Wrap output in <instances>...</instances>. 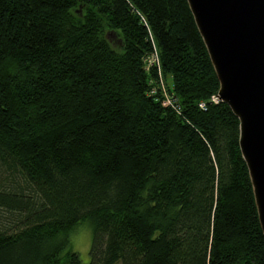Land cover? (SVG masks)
Returning <instances> with one entry per match:
<instances>
[{
  "label": "trees",
  "instance_id": "1",
  "mask_svg": "<svg viewBox=\"0 0 264 264\" xmlns=\"http://www.w3.org/2000/svg\"><path fill=\"white\" fill-rule=\"evenodd\" d=\"M219 89L188 0H0V264H264Z\"/></svg>",
  "mask_w": 264,
  "mask_h": 264
},
{
  "label": "water",
  "instance_id": "2",
  "mask_svg": "<svg viewBox=\"0 0 264 264\" xmlns=\"http://www.w3.org/2000/svg\"><path fill=\"white\" fill-rule=\"evenodd\" d=\"M220 81L240 119V146L264 231V0H188Z\"/></svg>",
  "mask_w": 264,
  "mask_h": 264
},
{
  "label": "built area",
  "instance_id": "3",
  "mask_svg": "<svg viewBox=\"0 0 264 264\" xmlns=\"http://www.w3.org/2000/svg\"><path fill=\"white\" fill-rule=\"evenodd\" d=\"M144 60L147 62V66H146L147 71H150L153 66L157 67V76H155L151 80V82L154 83L151 88V94L155 95L159 92L161 94L160 100L164 105L170 106L177 113H181L182 108L179 97L173 92L174 84L169 83L162 72L161 60L157 48L155 47L153 52L147 57H145ZM211 100L213 102H218L219 101L218 95H213ZM200 106L203 109H206L205 102H201Z\"/></svg>",
  "mask_w": 264,
  "mask_h": 264
},
{
  "label": "rangeland",
  "instance_id": "4",
  "mask_svg": "<svg viewBox=\"0 0 264 264\" xmlns=\"http://www.w3.org/2000/svg\"><path fill=\"white\" fill-rule=\"evenodd\" d=\"M108 32H110L109 38L112 39L115 34L110 30ZM92 238L93 228L88 220L80 223L70 236V248L79 253L83 264L90 261Z\"/></svg>",
  "mask_w": 264,
  "mask_h": 264
}]
</instances>
